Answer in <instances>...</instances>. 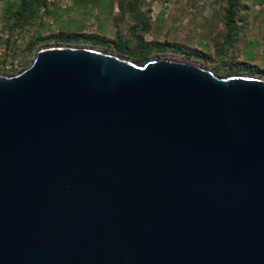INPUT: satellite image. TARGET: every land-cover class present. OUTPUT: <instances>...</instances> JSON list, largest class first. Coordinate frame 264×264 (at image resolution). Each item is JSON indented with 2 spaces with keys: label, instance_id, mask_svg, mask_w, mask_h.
<instances>
[{
  "label": "water",
  "instance_id": "95a60500",
  "mask_svg": "<svg viewBox=\"0 0 264 264\" xmlns=\"http://www.w3.org/2000/svg\"><path fill=\"white\" fill-rule=\"evenodd\" d=\"M0 264H264V79L64 45L0 74Z\"/></svg>",
  "mask_w": 264,
  "mask_h": 264
},
{
  "label": "rangeland",
  "instance_id": "374dc122",
  "mask_svg": "<svg viewBox=\"0 0 264 264\" xmlns=\"http://www.w3.org/2000/svg\"><path fill=\"white\" fill-rule=\"evenodd\" d=\"M36 2L42 6L39 13L19 18L16 12L23 0H0V47L9 46L25 69L45 46L71 45L119 55L115 42L122 41L124 57L133 61L131 52L152 43L155 50L147 61L157 57L192 61L222 77L238 66L240 74L264 79V0L242 2L236 20L239 32L232 39L225 25L228 0ZM93 36L103 44L97 46Z\"/></svg>",
  "mask_w": 264,
  "mask_h": 264
},
{
  "label": "trees",
  "instance_id": "16d2710c",
  "mask_svg": "<svg viewBox=\"0 0 264 264\" xmlns=\"http://www.w3.org/2000/svg\"><path fill=\"white\" fill-rule=\"evenodd\" d=\"M34 1L35 0H33V3H32L29 0H23L21 7L16 12L19 18L23 17L27 12H31V14L34 13V15H35L36 13H39L41 11L42 6H40L38 2L34 3ZM243 1L244 0H228L225 25L230 30V32H229V38L230 39L233 38V36L236 32H239V26L236 23V20H237V17L239 16L240 6H241ZM93 39L97 41V43H98L97 46H99V44H103L102 41L98 40V36H93ZM115 43H117V47H118V51H119L118 56L125 58L124 56H126V54L123 52L124 51L123 50V44L124 43L122 41H117ZM67 46H69V45H67ZM8 47L7 48L0 47V48L5 50V52L9 58L19 60V58H17L16 56L11 54V51L9 50ZM120 47H122V48H120ZM92 49H95V48H92ZM126 49H129V48H126ZM153 50H155L154 44H152V43L143 44V48L140 50H135V52H131V56H133L135 58V62L145 64L149 61V60L148 61L146 60L148 53L152 52ZM103 52L109 53L106 50ZM230 68H231L230 69L231 71L229 72V74L227 76L241 75L240 74L242 72L241 67L236 66L234 68V66H231ZM24 69L25 68L23 66V68L21 70H19L17 72V74L22 72Z\"/></svg>",
  "mask_w": 264,
  "mask_h": 264
},
{
  "label": "built area",
  "instance_id": "2783aa9c",
  "mask_svg": "<svg viewBox=\"0 0 264 264\" xmlns=\"http://www.w3.org/2000/svg\"><path fill=\"white\" fill-rule=\"evenodd\" d=\"M23 68L18 59H11L7 56L5 50L0 48V74L15 75Z\"/></svg>",
  "mask_w": 264,
  "mask_h": 264
}]
</instances>
